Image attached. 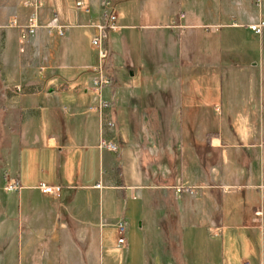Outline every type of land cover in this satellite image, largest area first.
<instances>
[{
	"label": "crops",
	"instance_id": "0c3cea01",
	"mask_svg": "<svg viewBox=\"0 0 264 264\" xmlns=\"http://www.w3.org/2000/svg\"><path fill=\"white\" fill-rule=\"evenodd\" d=\"M77 1L0 0L1 19L7 3L26 23L44 20L39 63L0 55V264H110V235L125 221L129 244L138 203L153 216L141 264H264V28L251 30L264 0H85L89 14ZM104 1L120 30L108 40L115 84L100 96L96 58L73 40L93 38ZM54 14L63 37L48 28ZM70 84L87 107L64 92ZM26 95L44 99L39 112L35 98L14 100ZM101 136L118 152H101ZM231 190L253 202L231 201ZM212 240L223 246L215 262L207 248L189 257L187 244Z\"/></svg>",
	"mask_w": 264,
	"mask_h": 264
},
{
	"label": "rangeland",
	"instance_id": "374dc122",
	"mask_svg": "<svg viewBox=\"0 0 264 264\" xmlns=\"http://www.w3.org/2000/svg\"><path fill=\"white\" fill-rule=\"evenodd\" d=\"M105 1L103 2L102 5V11L104 8ZM4 5V10L7 12L8 10L10 11L8 13V17H5L3 19L0 18V55L3 52L4 53V59L7 58V60H14V58H21V63L23 66H26V64L29 62L30 59L33 60V62L39 63V44L41 43V38L39 35V31L43 28L44 24L42 25V19L39 18V25L41 26L36 34L34 36H30L26 42L21 45L19 43V30L16 28H12L11 22L16 20L17 24L19 26H25L26 21L23 17L20 15L18 16V12L10 10L11 8H8L9 6L7 3H3ZM10 28V31H6L7 29L5 28ZM18 30V31H17ZM6 31V32H5ZM18 32V35L16 33ZM83 32V31H81ZM171 31H164V32H159L158 34V39L160 40L161 43H164L166 46L170 44V42L174 39V37L170 34ZM91 32L89 31H84L83 33H78L73 40L74 43V48L79 50H83L84 52L88 53L90 56L93 58H96L95 64L97 63V53L92 49L91 46ZM69 34L67 37L64 39L65 42L72 43V41L69 39ZM146 37V36H145ZM149 43V42H148ZM23 48V52H20V48ZM80 72H87V70L81 69L79 70ZM7 73V72H5ZM79 87L76 84H70L69 88L67 91H64L67 96H70L72 98H81L83 101H85V107H87L85 93H82L79 95L75 90L76 88ZM23 89V88H22ZM52 87H49V90H51ZM23 93H25V90H22ZM79 96V97H78ZM36 99V103L33 104L37 112H39L40 106H44V99L41 98H36L33 97L32 95H26L23 98H15L14 100H19L21 99L22 101L25 100H30V99ZM185 193V192H184ZM246 191H243L240 195L236 191H229L226 193V196L231 199V201H236V200H241L244 204H251L253 202V198L250 194V198L246 197ZM190 194V193H189ZM262 199V197L260 198ZM263 203L262 201L257 202L256 204ZM230 204V203H229ZM135 209V208H134ZM141 207L138 203V212L135 210H130L128 213V219L133 220V226L131 231L127 234V239L129 244L127 246H121L118 244V237L116 233H112L110 235V244L114 247L112 251V259L106 261H110V264H141V257L143 253L147 251V253H150V231L151 228L153 227V216L150 214V212H140ZM144 224V228H141V225ZM197 246V248H196ZM202 246V248H201ZM207 248V250L211 249L212 251V260L215 262L216 258L218 256H222L223 252V246L221 243H217L212 240V242L205 243V244H187L186 250L188 251V255L196 256L197 259H199L198 253L200 250L202 251V257L204 250ZM197 251V253L195 252ZM194 256V257H195ZM189 259V258H188ZM245 259H247V256H245ZM191 262L195 261V258H191L189 260ZM202 261H205V257L202 259Z\"/></svg>",
	"mask_w": 264,
	"mask_h": 264
},
{
	"label": "built area",
	"instance_id": "2783aa9c",
	"mask_svg": "<svg viewBox=\"0 0 264 264\" xmlns=\"http://www.w3.org/2000/svg\"><path fill=\"white\" fill-rule=\"evenodd\" d=\"M76 8L77 10L89 14L91 12V6L88 2L85 0H79L76 2ZM117 13L114 9V7L110 4V2L105 1L104 8L102 11V15L100 18V22L96 25V34L93 36L91 41L92 49L97 53V63L93 67V73L95 74L94 79L92 80L91 88L97 92L101 96V92L103 89L112 87L115 84V80L109 76L106 72L107 70V61L109 58V35L111 33H116L120 30V27L117 24ZM12 28H16L19 30V43L23 45L26 40L30 36H34L37 32V30L41 27L39 25V17L37 13H34L31 15V17L28 19L25 26H19L17 24V21L14 20L11 22ZM49 29H55L57 31L58 36L63 37L65 36V28L59 23L58 16L56 14L53 15V19L48 24ZM264 28V22H260L259 24L252 25L251 30L257 34L261 35ZM24 50L21 47L20 52L22 53ZM16 92L21 93L22 87L17 86L14 89ZM110 103L105 102L103 100L100 101L98 111L100 115H102L103 110L106 108H109ZM93 110V108H91ZM264 111V108H263ZM109 128H113V123L107 124ZM98 148L101 152H111V153H117L118 152V146L117 144L107 139L104 136H101ZM102 185L98 184L97 188H101ZM19 184L15 181L10 182L7 185V191L8 192H15L19 190ZM37 188L44 194L48 195H55L57 197L60 196V187H53L46 183H39ZM177 193H182L183 191L186 192H193V189L191 188H177ZM118 230V243L119 245H126V232H127V222L121 221L117 225Z\"/></svg>",
	"mask_w": 264,
	"mask_h": 264
}]
</instances>
